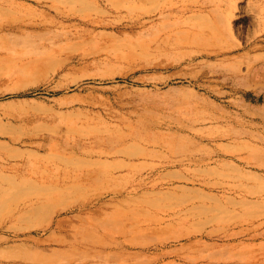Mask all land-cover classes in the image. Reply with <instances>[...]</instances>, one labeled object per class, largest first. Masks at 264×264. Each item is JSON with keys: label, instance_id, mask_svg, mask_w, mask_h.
<instances>
[{"label": "rangeland", "instance_id": "rangeland-1", "mask_svg": "<svg viewBox=\"0 0 264 264\" xmlns=\"http://www.w3.org/2000/svg\"><path fill=\"white\" fill-rule=\"evenodd\" d=\"M221 1L0 0V264H264V0Z\"/></svg>", "mask_w": 264, "mask_h": 264}, {"label": "bare ground", "instance_id": "bare-ground-1", "mask_svg": "<svg viewBox=\"0 0 264 264\" xmlns=\"http://www.w3.org/2000/svg\"><path fill=\"white\" fill-rule=\"evenodd\" d=\"M225 1H227V3L223 8ZM221 2L222 3L219 5L209 8H205L202 5L196 4L197 10H195L194 13L189 17L188 24H190V27L195 30L197 29L200 32H226L230 34L232 25L238 19V16L235 12L237 7L233 0H222ZM239 49L240 45L237 44L234 47L225 50V53L228 55L229 52L233 53ZM198 53L201 56L203 55L200 52ZM100 141H102L101 138ZM4 178L8 177L0 174V181ZM5 195V192L0 188V197ZM34 209L35 203L31 199L19 202L13 211L9 213L8 218L12 220H27ZM24 261H27V259H24Z\"/></svg>", "mask_w": 264, "mask_h": 264}]
</instances>
